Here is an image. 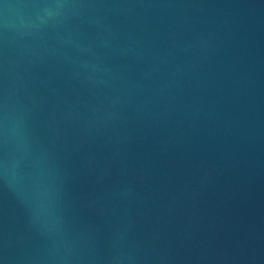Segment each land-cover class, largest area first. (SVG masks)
<instances>
[{"label": "water", "instance_id": "obj_1", "mask_svg": "<svg viewBox=\"0 0 264 264\" xmlns=\"http://www.w3.org/2000/svg\"><path fill=\"white\" fill-rule=\"evenodd\" d=\"M3 264H264V0H0Z\"/></svg>", "mask_w": 264, "mask_h": 264}, {"label": "snow or ice", "instance_id": "obj_2", "mask_svg": "<svg viewBox=\"0 0 264 264\" xmlns=\"http://www.w3.org/2000/svg\"><path fill=\"white\" fill-rule=\"evenodd\" d=\"M0 264H3V262H2V261H0Z\"/></svg>", "mask_w": 264, "mask_h": 264}]
</instances>
